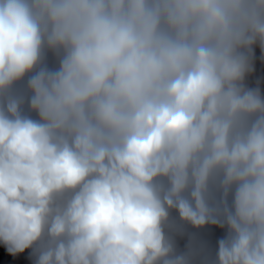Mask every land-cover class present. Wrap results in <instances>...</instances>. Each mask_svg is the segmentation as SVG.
<instances>
[{
	"label": "clouds",
	"instance_id": "obj_1",
	"mask_svg": "<svg viewBox=\"0 0 264 264\" xmlns=\"http://www.w3.org/2000/svg\"><path fill=\"white\" fill-rule=\"evenodd\" d=\"M257 44L264 0H0V264H208L171 210L264 264Z\"/></svg>",
	"mask_w": 264,
	"mask_h": 264
}]
</instances>
